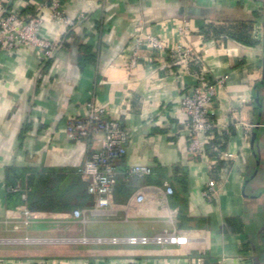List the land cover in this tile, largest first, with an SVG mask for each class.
Segmentation results:
<instances>
[{
  "label": "crops",
  "instance_id": "0c3cea01",
  "mask_svg": "<svg viewBox=\"0 0 264 264\" xmlns=\"http://www.w3.org/2000/svg\"><path fill=\"white\" fill-rule=\"evenodd\" d=\"M37 1H30L34 8ZM28 3L12 0L10 9L21 13ZM63 9L78 23L67 31L45 18L40 33L59 47L43 67L33 47L0 50V264H264V0H63ZM241 22H250L249 43L228 34ZM138 26L166 49L142 47L129 70ZM178 45L190 52L186 64L175 54ZM202 71L226 78L209 110L210 162L189 155L179 110ZM90 100L123 124L128 141L114 161L115 215L81 224L73 211L95 198L78 171L101 143L69 140L66 122L83 115ZM134 166L150 173L128 174ZM8 167L75 171L91 204L61 211L7 206ZM211 179L217 194L209 202L202 192ZM24 209L37 216L33 223L21 224ZM164 232L184 242L97 241ZM83 237L90 241L78 242Z\"/></svg>",
  "mask_w": 264,
  "mask_h": 264
},
{
  "label": "built area",
  "instance_id": "2783aa9c",
  "mask_svg": "<svg viewBox=\"0 0 264 264\" xmlns=\"http://www.w3.org/2000/svg\"><path fill=\"white\" fill-rule=\"evenodd\" d=\"M29 2L31 0H23ZM12 0H0V50L15 52L20 47H33L37 51L40 66L46 65L58 51V45L45 39L40 31L45 18L50 21H60L73 29L78 21L68 17L63 9V0H38L34 13L28 18H21L19 13L10 9L8 5ZM48 11V15L45 12ZM135 36L131 42V53L128 58L127 68L132 70L139 62V50L148 46L154 52L161 53L166 45L158 37L148 34L141 26L135 28ZM184 64L191 60L189 50L178 45L174 50ZM190 59V60H189ZM40 77V73L38 74ZM225 77L212 78L205 72H200L196 77V84L192 90L185 94L179 102V110L186 116L185 136L187 151L196 160H208L205 145L214 131V123L210 119L209 110L217 90L224 85ZM66 137L69 140L87 141L98 137L101 146L97 151L89 153L79 172L87 183V192L95 198L94 204L73 211V218L84 224L86 217H111L115 210L111 205V194L116 185V167L114 161L122 158L126 153L128 133L123 124L106 116L105 109L90 100L85 107V113L81 116H71L66 122ZM229 159V154L223 155ZM210 160V161H209ZM131 175H147L150 168L146 166H134L128 169ZM166 192L172 193L171 188L165 185ZM217 194V184L214 180H208L203 189L202 196L211 202ZM25 198V195L22 194ZM141 200V197L137 198ZM37 219L34 213L24 209L21 224L28 225ZM89 242L81 238L78 242ZM98 242L114 244L146 245L156 244H181L184 239L174 233H161L152 237L110 238L98 239ZM58 264H68L58 260ZM201 263V262H199Z\"/></svg>",
  "mask_w": 264,
  "mask_h": 264
},
{
  "label": "trees",
  "instance_id": "16d2710c",
  "mask_svg": "<svg viewBox=\"0 0 264 264\" xmlns=\"http://www.w3.org/2000/svg\"><path fill=\"white\" fill-rule=\"evenodd\" d=\"M8 7L10 8V4ZM32 7V3L29 1L25 11L19 13V16L24 19L31 16L34 13V7ZM230 30L228 34L231 37L241 42H250V22H241L234 29L230 28ZM242 38H246V41ZM217 170L218 167L215 166L211 173L214 174ZM5 173L7 188L5 201L7 206L24 203L29 210L61 211L91 204L84 190L86 185L80 180L75 171L71 173L62 170L39 172L8 167ZM78 173L80 174L79 171ZM22 194L26 195L24 201L21 200Z\"/></svg>",
  "mask_w": 264,
  "mask_h": 264
},
{
  "label": "water",
  "instance_id": "95a60500",
  "mask_svg": "<svg viewBox=\"0 0 264 264\" xmlns=\"http://www.w3.org/2000/svg\"><path fill=\"white\" fill-rule=\"evenodd\" d=\"M261 84H264V79L261 81Z\"/></svg>",
  "mask_w": 264,
  "mask_h": 264
}]
</instances>
